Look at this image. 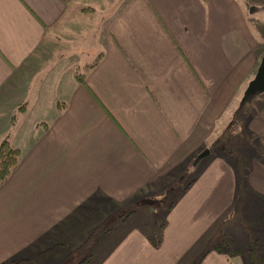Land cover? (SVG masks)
Here are the masks:
<instances>
[{"label":"crops","instance_id":"crops-1","mask_svg":"<svg viewBox=\"0 0 264 264\" xmlns=\"http://www.w3.org/2000/svg\"><path fill=\"white\" fill-rule=\"evenodd\" d=\"M239 3L0 0V143L19 153L0 184V264H90L89 245L77 248L101 222L86 210L151 198L144 190L195 150L160 243L138 228L100 264H246L235 239L238 253L210 249L245 178L264 182L262 157L244 175V160L208 149L256 71L244 18L257 8ZM243 122L264 150V103Z\"/></svg>","mask_w":264,"mask_h":264},{"label":"rangeland","instance_id":"rangeland-1","mask_svg":"<svg viewBox=\"0 0 264 264\" xmlns=\"http://www.w3.org/2000/svg\"><path fill=\"white\" fill-rule=\"evenodd\" d=\"M239 1V10L242 14L245 13L247 7L255 6L257 8L255 12L249 13V16L244 18V22L251 32L250 39L255 40V55L253 58L254 60L256 59L258 66L260 58L263 55L261 51L264 50V0ZM95 17L96 15L93 16V18ZM254 60L252 61L255 62ZM77 74L78 71L75 72V76H77ZM263 103L264 93L256 95L248 102L242 103V109L239 115H241L243 120L247 123L249 118ZM227 116L228 113L225 111L220 120L219 129L227 122ZM230 121L231 120H229V123H231ZM234 131L237 132V130ZM242 134V131H240L234 143H230V141L234 140L236 137H230L231 139L229 137H223L226 143H218L215 144L216 146L212 144L208 149L212 152V155H220L229 160H238V158L244 160L245 163L242 165L241 170L245 175L252 171L251 156L254 155V157H262L264 159V150L263 144L261 142L258 144L257 139L252 134H249L248 138L245 134ZM214 139L215 136H213V132L210 131L206 136V143H211ZM197 153V150H195L178 168L152 182L142 193L143 196H151V198L143 199L141 202H137L139 199H134L119 207L113 205L108 206L107 204L101 203V205L96 207L99 211L94 212V209L86 210L88 214L87 222L89 224L100 221L101 224H99L98 228H100L102 223H104V225L108 224L106 226L110 228L107 231L101 232L100 236L98 233H93V230L89 232L91 239L88 240L87 245H89V249L91 250V257H94L93 259L91 258L90 264L102 263L109 254L123 244V241L129 234H132L133 231L138 228H142L150 235L156 232V236H158V232L161 229L160 227H162L160 222L164 217V211L170 203L175 201L178 194L185 189V186L188 185L187 183L194 177L196 171L191 169L192 163L189 160H192ZM202 153H204V151ZM246 178L241 187L244 194L240 193V202L237 204L236 208L239 210H232L234 214L231 215L230 220L221 223L219 226L221 235L217 236L215 241L210 244V249H213V245L216 241L223 240V238L235 239L239 247L241 245V247L248 248L249 244H244V239L248 241V238H244V235H251L254 239L258 238L259 242L262 243L261 238L264 237V194L262 193L264 188L262 189V187L264 182L250 183L248 182L250 179ZM93 204L94 203L90 206H93ZM129 210H132V212ZM122 215L124 216L122 217ZM218 234L217 232V235ZM78 236L79 233H76V238ZM153 240L155 241L156 238H153ZM75 241H77V239Z\"/></svg>","mask_w":264,"mask_h":264},{"label":"trees","instance_id":"trees-1","mask_svg":"<svg viewBox=\"0 0 264 264\" xmlns=\"http://www.w3.org/2000/svg\"><path fill=\"white\" fill-rule=\"evenodd\" d=\"M76 78L78 79V81L83 82L80 74H77ZM241 109L242 108L240 106L239 109L233 114V117L230 121L231 123H229L221 132V134L218 135L216 140L213 142V146H216L215 144L218 143H226L223 137H229V138L236 137L234 140L230 141V143L231 142L234 143L237 140L240 131H242V133L244 134V122L241 115H239ZM234 130H237V132H235ZM18 155H19L18 150L10 145L8 139L7 138L3 139L2 142L0 143V184L5 182L12 173V171L17 167ZM123 216L124 215H122V217ZM100 231L101 228H96L92 232L97 234ZM160 237H161L160 235L157 236L156 240L153 242V245H158L160 243L161 241ZM89 239H91V236L87 238L85 243L82 246H80V248H77L79 252L83 249V247L87 246V242ZM213 249L218 252L232 251V253H238L240 251V249L236 246L235 242L229 238H223V240L216 241L215 244L213 245ZM246 254H247L246 264H264V258L261 254H259L258 240L252 238L251 236L249 241V247L246 249ZM87 261H88L87 257H84L81 258L78 264H87Z\"/></svg>","mask_w":264,"mask_h":264},{"label":"water","instance_id":"water-1","mask_svg":"<svg viewBox=\"0 0 264 264\" xmlns=\"http://www.w3.org/2000/svg\"><path fill=\"white\" fill-rule=\"evenodd\" d=\"M264 93V54L260 58L253 78L247 83L241 98V104L254 96Z\"/></svg>","mask_w":264,"mask_h":264}]
</instances>
